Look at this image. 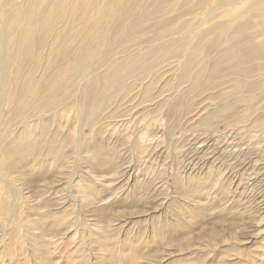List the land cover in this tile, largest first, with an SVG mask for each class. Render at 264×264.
Here are the masks:
<instances>
[{
  "label": "rangeland",
  "instance_id": "374dc122",
  "mask_svg": "<svg viewBox=\"0 0 264 264\" xmlns=\"http://www.w3.org/2000/svg\"><path fill=\"white\" fill-rule=\"evenodd\" d=\"M62 1L43 92L0 58V264H264V0Z\"/></svg>",
  "mask_w": 264,
  "mask_h": 264
},
{
  "label": "bare ground",
  "instance_id": "6f19581e",
  "mask_svg": "<svg viewBox=\"0 0 264 264\" xmlns=\"http://www.w3.org/2000/svg\"><path fill=\"white\" fill-rule=\"evenodd\" d=\"M55 3L57 4L54 5L52 8L45 10L40 14L36 10L37 7L36 3L33 4L28 3L27 5L25 4L23 6L24 8L22 7V10H20L21 13L19 12L20 14H24L25 15L24 17H22L18 13H17V18L15 16L12 17L13 21L15 20L14 22L17 21L25 22L24 19L29 21L31 20L30 17L33 19V21L31 20V22L33 23V27L31 30L30 29L28 30V33L30 32L29 36L26 37L24 33L23 34L21 33L22 34V35L20 34L21 36H16V35L14 36V34L11 33L10 34L11 39L10 42H8V44L10 45V47L8 48L9 50H7V53L3 55L4 57H0L2 58L1 65L5 64V60H6L9 61V63L14 68L17 69L12 74V76L15 77L13 78V82H12L14 86L8 87V92H9L8 94H11L14 91V93L11 96L13 100H15L17 103H22V101L24 100L23 99L24 94L26 92H28L30 95L33 93L35 95H39L41 92L44 91V88L39 83H37L35 79H32L30 73L33 72L35 69L33 65L42 56L40 46L43 44L44 40L56 27L62 12L66 9V7L64 6L66 4L62 0H60L59 2L56 1ZM77 6L78 8L73 14V18L79 17L81 18V20L85 25H89L91 22V17L88 13H85L84 10L85 5L81 2ZM138 12L136 13V15L138 14ZM134 28H135L134 23H132V25L127 28L126 33L131 34ZM108 43L109 42L107 41L106 44ZM1 50H2V44L0 43V51ZM64 56H65L64 52L60 51V54L56 57V61L63 60ZM233 57L235 59L234 53L232 52L231 55L227 57V60L230 61L232 60ZM23 69L25 70L28 69L27 77L21 79V75H22L21 72H23ZM52 80L53 78L49 81ZM21 148L23 150H26L25 147L21 146ZM20 152H22L21 149L18 150V152L16 151L15 153L19 154Z\"/></svg>",
  "mask_w": 264,
  "mask_h": 264
}]
</instances>
